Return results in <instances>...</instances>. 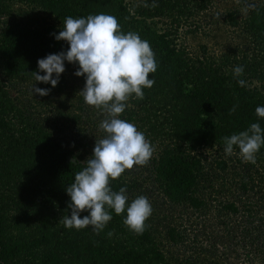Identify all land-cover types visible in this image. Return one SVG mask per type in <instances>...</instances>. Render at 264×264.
<instances>
[{
    "label": "trees",
    "instance_id": "1",
    "mask_svg": "<svg viewBox=\"0 0 264 264\" xmlns=\"http://www.w3.org/2000/svg\"><path fill=\"white\" fill-rule=\"evenodd\" d=\"M19 2L27 3L30 10L38 8L54 13L56 23L42 26L41 30L15 21L0 30V67L4 74L3 81L0 80V264H76L82 260L86 264H171L148 220L143 234L137 235L123 223L126 211L116 215L109 209L112 219L98 235L92 226L80 230L64 227L63 218L71 215L66 187L74 182L75 173L82 170L85 162L76 159L70 143L60 136L45 130L33 133L15 130V119L22 121L26 117L7 95L4 79L18 74L30 79L35 72H43L38 69V59L66 51L68 43L57 41L54 36L62 30L66 17L111 12L122 32L138 33L155 54L157 70L149 78L158 87L157 93L148 96L149 102L155 101L157 94L169 101L170 107L165 112L168 109L170 114L164 119L174 143L164 146L152 159L155 177L170 201H186L199 207L202 200L194 193L202 161L192 151L214 144L224 146L225 136L247 130L252 123H259L264 129V118L255 113L256 107L264 106V1L250 8L247 17L238 18L236 10L225 15L224 21L233 27L242 22L248 43L246 48L243 44L240 53L230 48L218 62L206 54L205 47L201 57L190 56L176 45L174 32L147 26L145 29L144 20L130 14L123 0H0V14L8 13ZM152 2L142 0L141 6L135 5V13L151 12L154 8L143 5ZM156 2L162 11L178 14L202 7L195 6L194 0ZM64 65L67 68L74 63L65 61ZM238 65L244 66L239 79L246 81L245 87L239 86L233 76V68ZM59 81L56 87L47 83L51 92L65 88L64 82ZM233 105L237 106L236 111L229 115ZM139 112L133 110L131 115L121 114L120 118L144 124L145 120L138 119ZM34 127L40 129L35 124ZM37 141L39 148L28 153L26 148ZM77 144L84 147L81 141ZM262 157L264 145L256 153L257 167L264 172V158L259 159ZM120 179L110 181L114 191L130 187ZM245 182L242 187L248 190ZM224 207L236 211L232 204ZM85 215L87 211L80 213L81 218ZM167 237L169 242L176 240L174 228L168 230Z\"/></svg>",
    "mask_w": 264,
    "mask_h": 264
},
{
    "label": "rangeland",
    "instance_id": "2",
    "mask_svg": "<svg viewBox=\"0 0 264 264\" xmlns=\"http://www.w3.org/2000/svg\"><path fill=\"white\" fill-rule=\"evenodd\" d=\"M123 1L130 14L144 20L142 26L145 29L147 26L161 32H174L176 45L190 56L201 57L202 48L205 47L206 54L218 62L230 48L240 53L243 44L246 48L248 43L247 35L241 29L242 22L233 27L224 21L225 15L236 10L238 18L247 17L250 10L247 5L256 6L264 0H194L195 6L198 4L202 7L190 9L192 13H170L155 7L141 15L135 13V8L141 6L142 0ZM25 4H13L8 13L0 14V30L5 24L15 21L41 30H44L42 26L56 23L54 13L38 8L30 10ZM106 14L111 15V12ZM57 25L60 26V22ZM78 67V64L71 65L60 74L59 83L65 84L62 91L51 92L53 90L47 83L35 81L34 76L26 78L22 74L11 78L4 76L3 85L14 106L26 117L22 121L15 119L17 132H51L67 140L74 149L76 159L85 162L92 154L95 140L105 135L98 126L107 118V113L84 102L80 90L84 87L85 77L74 75ZM3 75L0 67L2 81ZM33 84L38 88L50 89L52 94L33 95ZM157 87L155 82L151 88H144L142 100L136 99L133 94L122 113L129 116L133 110L140 111L137 113L138 119L142 118L145 123L130 122L144 133L154 148L146 166H134L119 177L120 182L130 185L124 187L129 199L140 195L149 199L152 205L149 226L156 239L162 241L161 251L171 264H264V172L258 169L257 162L252 165L244 162L235 147L231 156L225 155L222 145L199 148L197 152L192 151L202 161L194 194L202 200V205L194 207L186 201L177 203L165 196L155 177L152 159L164 146L174 143V137L168 133L169 127L164 119L170 114L168 109L165 112L170 107L169 101L157 94L156 100L149 102L148 96L157 93ZM34 124L40 129H36ZM79 141L84 147L77 144ZM39 146L37 141L26 151L37 150ZM220 162L222 164L219 165ZM243 180H246L248 190L242 187ZM227 204H232L236 211L225 209ZM170 228H174L178 237L169 242L167 236ZM76 264H86V261Z\"/></svg>",
    "mask_w": 264,
    "mask_h": 264
},
{
    "label": "clouds",
    "instance_id": "3",
    "mask_svg": "<svg viewBox=\"0 0 264 264\" xmlns=\"http://www.w3.org/2000/svg\"><path fill=\"white\" fill-rule=\"evenodd\" d=\"M143 6L155 8L158 3L153 0L151 5L144 3ZM247 7L254 8L255 5L248 4ZM219 17L220 13L217 14ZM54 36L57 41H66L69 47L66 51L38 59V69L44 74L35 72V81L56 87L60 74L65 71L64 62L78 64L74 75L85 77L84 87L80 90L84 102L107 113V118L98 126L104 137L95 140L90 158L82 170L75 173L74 182L66 187L71 215L63 218V225L76 230L92 226L98 235L112 219L111 209L116 215L126 211L124 225L141 235L152 214L149 199L140 195L129 204L126 189L121 187L114 191L110 181L134 166H146L152 158L154 148L144 133L120 116L133 94L142 100L143 89L154 85L149 74L157 70L155 54L148 41L141 39L138 33L122 32L116 17L105 13L79 18L68 16L62 23V30ZM243 73V65L233 68V76L241 87L246 86V81L239 79ZM32 92L45 96L50 89L33 84ZM236 107L233 105L229 109V115L236 111ZM255 113L264 118V106L256 107ZM223 141L225 155L231 156L237 146L242 160L255 164L256 153L264 145V129L259 123H252L247 130L225 136ZM83 211L88 215L81 218ZM111 235L109 232L108 236Z\"/></svg>",
    "mask_w": 264,
    "mask_h": 264
}]
</instances>
